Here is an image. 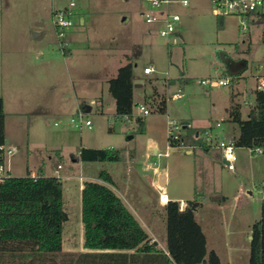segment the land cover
<instances>
[{
  "label": "rangeland",
  "instance_id": "obj_1",
  "mask_svg": "<svg viewBox=\"0 0 264 264\" xmlns=\"http://www.w3.org/2000/svg\"><path fill=\"white\" fill-rule=\"evenodd\" d=\"M70 1L0 0V101L13 110L7 115L5 131L6 148L17 147L8 157L12 175H26L28 158L30 167L45 163L48 172L63 162V173L74 164L72 157L78 156L81 146L121 149L125 155L122 161L79 160L73 165V173L79 176L82 170L85 178H97L106 170L126 203L161 244L167 239L161 192L182 202L196 195L208 203L225 195L221 230L227 249L222 254L231 264H249L252 227L261 218L264 199V153L236 147V169L230 171L219 150L212 149L209 155L200 149L187 153L186 146H172L168 137L172 130L185 139L186 122L195 128H216L220 123L216 131L226 140L239 135V125L227 121V108L234 92L243 104L244 118L254 106V98L249 99L248 94L264 77V22L252 19L242 29L239 16L225 14L223 27H219L213 0H190L187 6L173 2L169 7L180 15L175 32L180 42L171 43L170 38L160 36L158 24L146 22L142 15L148 9L146 0H75L72 19L77 27L61 38L73 54L64 58L55 52L58 38L52 11L53 7L68 8ZM36 20H41L43 31L39 36L46 49L41 57H35L31 46L36 44L29 43L19 55V37L38 36L33 30ZM125 49L137 64L135 102L144 104L154 87L159 92L166 89L168 96L166 113L143 115L144 133L136 132L135 117L142 115L139 105L134 107L133 119L119 121L114 115L102 113L96 104L102 97L104 111L114 105L108 84L97 79L104 60L112 65ZM149 63L154 64L155 72L146 75L143 69ZM181 78L189 82L183 83ZM206 79H223L229 84L200 83ZM52 84L57 85L54 97ZM176 92L183 96L172 98ZM76 95L93 106L85 113V119L92 122L90 128L79 130L72 124L77 116L72 107ZM92 99L94 104L90 103ZM132 149L136 156L130 159ZM160 174L166 176L165 187L159 185ZM81 225L75 219L66 224V242L81 238Z\"/></svg>",
  "mask_w": 264,
  "mask_h": 264
},
{
  "label": "trees",
  "instance_id": "obj_2",
  "mask_svg": "<svg viewBox=\"0 0 264 264\" xmlns=\"http://www.w3.org/2000/svg\"><path fill=\"white\" fill-rule=\"evenodd\" d=\"M217 16L219 27H223L225 16ZM260 19L264 22V15ZM262 37L264 40V25ZM134 66L133 61H128L108 81L119 119H133L134 107L139 104L135 102ZM180 81L189 82V79ZM150 82L153 84V80ZM236 96L234 92L227 108V121L240 127L239 135L232 138L236 147L264 149V90L256 87L248 94L249 99L254 98V106L247 118L243 117V104ZM167 98L166 89L159 92L154 87V93L145 96L144 105L151 112L164 114L168 108ZM4 118L0 101V145H5ZM135 120L136 132L144 133L145 117L138 115ZM185 124L187 134L182 138L187 146L205 153L216 147L204 136L207 128ZM168 140L172 146L179 145L170 135ZM79 156L84 162H119L125 157L121 149L86 147L81 148ZM98 178L85 181L81 191V251L64 250L68 213L64 205V185L59 177L35 180L30 175L11 176L1 182L0 264H222L214 250L208 252L206 235L195 216L203 204L200 197L195 195L187 200L184 209L177 200L166 203L167 245L163 248L112 187L115 184L110 174L103 170ZM251 236L249 264H264V199L261 218L253 224Z\"/></svg>",
  "mask_w": 264,
  "mask_h": 264
},
{
  "label": "crops",
  "instance_id": "obj_3",
  "mask_svg": "<svg viewBox=\"0 0 264 264\" xmlns=\"http://www.w3.org/2000/svg\"><path fill=\"white\" fill-rule=\"evenodd\" d=\"M55 11L56 10L53 7L52 13L55 12ZM33 27H34L33 30L38 33V36L33 37V38L32 37H30V38L19 37V55H21V53L23 54L25 52V50H27V47L29 46V43L36 44L35 47L31 46L33 55H35V57H41L43 55L42 51H43V49H46V48L43 46L44 45V43L42 42L43 39L40 40V36H39L40 34H42V31H43V26L41 24V20L34 21L33 22ZM76 27H77V25L74 22V26L71 29H69V30L71 31L72 29H75ZM158 32H159V29H158ZM56 35H57V33H56ZM174 36L178 37V35H176V34ZM57 38H58V36H57ZM60 44H61V40L58 38V46L56 47L55 52H59L64 58L70 57L73 54V51H72L71 47L68 46L67 48L62 49ZM1 51L2 50L0 49V52ZM126 52H127V49H125V52L122 54V56L120 58L117 57V60H115L112 65H110L111 63L109 61L104 60L102 66H100L101 67L100 68V73L98 75V79L97 80L100 81L103 84L104 83L108 84L109 79L114 77L117 74L118 69L122 65L126 64L130 60L134 62L133 56L129 52L128 53H126ZM29 56H32V55L29 54ZM135 65H137V64H135ZM146 66H147V64L144 66V68ZM51 87H52V91H51L52 97H54L57 85L56 84H52ZM136 87H142V85H139V86H136ZM179 91H181V90H179ZM176 93H178V92H176ZM176 93H173V94H176ZM182 96H183V94H182ZM67 97H70V95L68 94ZM63 98H65V97L63 96ZM55 100L56 99H54V103H57V100L56 101ZM61 100L62 99H59L58 103L60 105V108L64 109L63 105H65V104L63 102H61ZM96 100H97L96 102H98V103H96L98 105L97 108L102 113H106L108 116L109 115H114V117L117 118L116 117V103H115V100H114V105L109 106L106 111H104L105 109H104V100H103V98L101 97V98H98ZM69 102H71V101H69ZM88 103H89L88 100H85L84 102H81L80 98L77 95L73 96V101H72L73 111L78 113V111L80 109H82L81 105H83V108H84L85 112L92 111L93 106L89 105ZM90 103L94 104V99H92L90 101ZM86 105H87V107H86ZM88 107H90L89 110H88ZM2 108H3V111L5 113L4 129L6 131V129H7V115L12 113L13 110H11L9 108L7 109L5 107L4 103H2ZM20 113L21 112L19 111V114ZM44 115H47V114H44ZM118 120L120 121L122 119H118ZM186 124L190 125L189 122H186ZM211 127H213V126H210V127L207 126V127H202V128H207L208 129V128H211ZM110 128L112 129V132L115 131L114 127H109V129ZM169 128H172V126H169ZM133 137H134V135L132 134V135H130L128 137V139L130 140ZM183 146H186L187 153H193V151L198 149V148H194V147H191V146H187L186 144L183 145ZM83 147L84 146H81L79 148L78 156L73 155V157H72L73 158L72 161L74 163L73 165H76L75 163H78V161L81 160L79 155H80V150ZM18 148H20V147H18ZM91 148H93V147H91ZM110 148H113V147H110ZM96 149H101V148H96ZM212 149L219 150L221 155H222V159L224 161L222 151L220 149L214 147V146L212 147ZM211 150H210L209 153H206V154L209 155L211 153ZM135 156H136L135 150L134 149L130 150L129 158L133 159V158H135ZM29 162H30V159L28 158L27 161H26V163H27V165H26V175H24V176H28V175H30V176H35L36 175V176H40V177L56 176V177H60L61 180L63 181V185H64V205H65V210L68 213V220L66 221L65 226H64V250H66L65 246H66L67 243H68L67 244V246H68L67 250L68 251H81V250H83V224H82V221H81V191H82V189L84 187V182L85 181H87V180H99V178H98L99 176L97 178L96 177L85 178L84 175H83V171L82 170H81L80 175L78 176V174L73 173V171H74L73 165H71L70 168L67 171L61 173V171L64 170V167H65L63 162H58L57 166L52 168V169H50L49 172H48L47 168L44 165L45 163H43L42 165L39 163V164H37V166L35 165V166H31L30 167ZM6 163H7V168L9 170L10 174L12 175V172H11V169H10V161L8 160V157L6 159ZM59 165H61V168H59ZM24 176L19 175V177H24ZM159 176H160L159 185L161 187H165L167 185L166 176H164L163 174H160ZM112 179L114 181L113 177H112ZM161 182H164L165 185L162 186L160 184ZM114 184L115 185L112 186V187L117 191V193L124 200V198L122 196L123 194H122V192H120L118 190L117 184H116L115 181H114ZM160 194H166L168 196L169 200H172L169 197L170 195L166 191H163ZM124 202L126 203L125 200H124ZM160 202L163 203L164 205H166V203H167V202H162L161 199H160ZM179 202L181 203V208L184 209L186 207V201H184V202L179 201ZM225 202H226V196L225 195H223L221 198L212 199L208 203L203 202L202 206L196 211L195 216H196L197 221L201 225V227H202V229H203V231H204V233L206 235L208 252H211L212 250H214L219 255L222 264H224V263L225 264H231L229 262V260H226L227 258H224L223 254H222V251H225V249H227V242L225 241V239H223V233H222V230H221V225H222V221H223L222 210H223V206H224ZM126 205L129 207V205L127 203H126ZM129 209L132 212L134 211L130 207H129ZM134 215L138 218V220L143 225L141 218L136 214V212L134 213ZM73 219H75L76 221L78 220L80 222V224H82L81 225L82 226L81 227L82 228V230H81V238L78 241L72 242V240L69 239L70 241L68 240L66 242V238H65L66 237V235H65L66 234V224L67 223L69 224ZM71 233L73 234V232H71ZM150 235H152L157 240V237L153 233H150ZM159 244L163 248H166L167 239H165L164 244H161L160 242H159ZM80 246L82 248H79ZM202 264H209V263L208 262H204Z\"/></svg>",
  "mask_w": 264,
  "mask_h": 264
},
{
  "label": "built area",
  "instance_id": "obj_4",
  "mask_svg": "<svg viewBox=\"0 0 264 264\" xmlns=\"http://www.w3.org/2000/svg\"><path fill=\"white\" fill-rule=\"evenodd\" d=\"M148 2V9L142 12L145 20L149 24H158L159 34L162 37L171 38L174 37L177 23L180 20V15L178 13H174L170 9V4L173 2H178L184 6H187L190 3V0H146ZM216 4L218 14H233L237 15L241 18V28L245 29L250 20L256 19L261 20L260 18L264 15V0H213ZM75 6V0L70 1V5L68 8L63 10H56L54 12V26L57 33L58 38L61 40V48L65 49L68 47V44L62 40L61 38L66 35V33L74 26V21L72 19V7ZM164 6V7H162ZM155 72V66L152 63H149L144 68L145 74H152ZM201 84L211 85V86H220V85H228L229 81L219 79V80H202ZM257 88L264 90V77H262L257 84ZM173 98L182 97L181 93H176L172 95ZM139 109L142 112V115H148L151 113L148 107L144 104H138ZM85 110L80 109L77 113V116L72 119V124L75 128L79 130H83L84 127L90 128L92 125L91 120L85 119ZM119 119V118H117ZM173 125H177L174 123ZM221 126L220 123L216 125V128ZM216 128L211 127L208 128L204 136L205 138L215 144L218 149H220L223 153V158L226 167L233 171L236 169V161L237 156L235 153L236 145L233 139H223L219 130L216 131ZM171 130V129H170ZM170 137L179 145H185L183 138L174 134L171 130L169 132ZM17 150V147H9L6 148L5 145H0V183L5 181V179L11 177L8 168L6 159L10 155L14 154ZM254 154H262L264 153V149L262 147H256L252 149ZM61 168V165H59ZM37 180L40 176H30ZM60 178V177H59ZM61 179V178H60ZM160 199L162 202H168L169 198L166 194H161Z\"/></svg>",
  "mask_w": 264,
  "mask_h": 264
},
{
  "label": "water",
  "instance_id": "obj_5",
  "mask_svg": "<svg viewBox=\"0 0 264 264\" xmlns=\"http://www.w3.org/2000/svg\"><path fill=\"white\" fill-rule=\"evenodd\" d=\"M170 42H171V43H174V42L179 43V42H180V39H179L178 37H175V36H174V37H171V38H170ZM139 85H140V84H136V86H139ZM86 107H87V105H86ZM89 108H90V107H88V110H89ZM160 184H161L162 186L165 185L164 182H161ZM250 239H252V236H250Z\"/></svg>",
  "mask_w": 264,
  "mask_h": 264
}]
</instances>
